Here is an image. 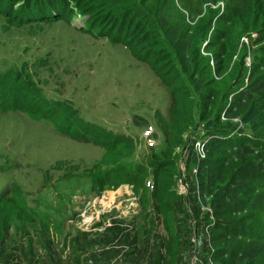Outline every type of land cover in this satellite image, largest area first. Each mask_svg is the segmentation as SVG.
<instances>
[{
  "label": "rangeland",
  "instance_id": "obj_1",
  "mask_svg": "<svg viewBox=\"0 0 264 264\" xmlns=\"http://www.w3.org/2000/svg\"><path fill=\"white\" fill-rule=\"evenodd\" d=\"M8 1L0 0V7ZM17 1L22 2L11 3ZM54 1L66 3L62 20L44 12L38 22L17 24L14 11L0 14V196L18 191L36 216L13 220L0 243V264H167V227L176 264H206L207 224L213 219L206 217L209 208L203 201L196 202L191 177L192 145L206 136L205 130L190 127L176 151V196L168 200L165 220L153 208L150 180L136 193L120 183L95 194L93 176L113 167L101 163L106 146L87 135L73 138L75 126L63 131L59 126L80 120L124 136L133 149L119 164L133 173L163 149L161 122L170 120L173 102L147 63L122 42L99 35L108 27L113 33L118 20L112 26L83 0ZM219 5L213 7L221 11ZM21 81L51 104L53 116L44 102L30 108L24 93L17 106L9 105L1 86ZM148 128L158 134L156 149H141L140 137ZM152 169L147 167V174ZM184 184L188 195H178ZM93 246L105 250L87 252Z\"/></svg>",
  "mask_w": 264,
  "mask_h": 264
},
{
  "label": "trees",
  "instance_id": "obj_2",
  "mask_svg": "<svg viewBox=\"0 0 264 264\" xmlns=\"http://www.w3.org/2000/svg\"><path fill=\"white\" fill-rule=\"evenodd\" d=\"M83 1L94 8L93 15L111 25L114 19L119 21L114 34L108 27L99 35L122 42L134 58L147 63L173 102L170 120L161 122L163 149L133 173L119 164L133 149L124 136L103 132L80 120L66 127L58 125L62 131L75 126L73 138L87 135L106 146L101 163L113 167L105 172L98 169L91 190L98 195L108 187L128 183L136 193L150 180L153 208L165 220L168 200L176 196L175 154L189 128L196 126L210 136L206 158L191 175L194 190L209 208L206 217L213 219L207 224L209 246L204 261L264 264V0ZM219 4L221 11L213 7L219 8ZM65 5L54 0H10L0 7V14L14 11L17 24L38 22L37 16L44 12L62 20ZM1 88L10 106H17L18 99L24 97L30 108L35 104L42 107L44 102L50 115L56 112L51 104L31 94L25 81L19 85L8 82ZM44 116L50 118L46 112ZM95 133L97 138L92 136ZM147 167L153 168L150 175ZM35 217L18 191L2 194L0 243L13 220L25 222ZM165 254L167 264H176L168 227Z\"/></svg>",
  "mask_w": 264,
  "mask_h": 264
},
{
  "label": "built area",
  "instance_id": "obj_3",
  "mask_svg": "<svg viewBox=\"0 0 264 264\" xmlns=\"http://www.w3.org/2000/svg\"><path fill=\"white\" fill-rule=\"evenodd\" d=\"M222 6V5H221ZM210 139V136H205L203 139H195L194 143L192 145V155L194 157V163L192 169H191V175H195L197 173V165L201 160H204L206 158V144L208 140ZM141 144L145 149H156L157 145L160 144L159 137L156 131H154L152 128L146 129L140 137ZM185 185V184H184ZM178 195H188V190L186 185H181L177 189ZM195 197L198 201H200V198L198 196L197 191L195 190ZM206 264H212L210 261Z\"/></svg>",
  "mask_w": 264,
  "mask_h": 264
},
{
  "label": "crops",
  "instance_id": "obj_4",
  "mask_svg": "<svg viewBox=\"0 0 264 264\" xmlns=\"http://www.w3.org/2000/svg\"><path fill=\"white\" fill-rule=\"evenodd\" d=\"M107 197L109 198V196H107ZM92 236H93V235H90V237H92ZM102 250H105V248L93 246V247H91L90 250L87 251V252L100 253ZM37 251L40 252V248H38ZM87 252H86V253H87ZM64 254H65V253H64ZM41 257H42V256L38 255V256L36 257V259H37V260H38V259H41Z\"/></svg>",
  "mask_w": 264,
  "mask_h": 264
}]
</instances>
